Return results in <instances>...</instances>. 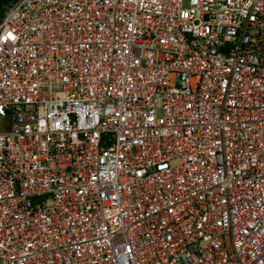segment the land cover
<instances>
[{
  "label": "built area",
  "instance_id": "2783aa9c",
  "mask_svg": "<svg viewBox=\"0 0 264 264\" xmlns=\"http://www.w3.org/2000/svg\"><path fill=\"white\" fill-rule=\"evenodd\" d=\"M7 116L0 264H264V0H19Z\"/></svg>",
  "mask_w": 264,
  "mask_h": 264
},
{
  "label": "trees",
  "instance_id": "16d2710c",
  "mask_svg": "<svg viewBox=\"0 0 264 264\" xmlns=\"http://www.w3.org/2000/svg\"><path fill=\"white\" fill-rule=\"evenodd\" d=\"M19 0H0V25Z\"/></svg>",
  "mask_w": 264,
  "mask_h": 264
},
{
  "label": "rangeland",
  "instance_id": "374dc122",
  "mask_svg": "<svg viewBox=\"0 0 264 264\" xmlns=\"http://www.w3.org/2000/svg\"><path fill=\"white\" fill-rule=\"evenodd\" d=\"M12 128L11 116L0 117V133L9 132Z\"/></svg>",
  "mask_w": 264,
  "mask_h": 264
}]
</instances>
